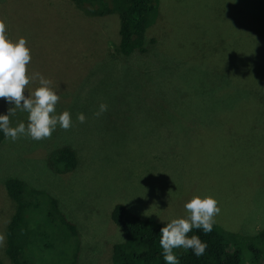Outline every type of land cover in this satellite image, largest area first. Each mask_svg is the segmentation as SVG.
<instances>
[{
    "label": "rangeland",
    "instance_id": "rangeland-1",
    "mask_svg": "<svg viewBox=\"0 0 264 264\" xmlns=\"http://www.w3.org/2000/svg\"><path fill=\"white\" fill-rule=\"evenodd\" d=\"M156 17L146 50L123 56L115 13L87 15L70 0H0L6 35L28 42L29 74L52 81L56 114L72 119L49 139L0 142V234L15 207L3 186L9 177L57 199L77 228V264H111L122 240L109 217L117 202L163 222L187 216L193 196L211 195L229 250L262 227L264 0H159ZM101 102L108 109L97 117ZM10 107L0 98V115ZM27 116L18 109L11 125ZM62 145L77 163L57 173L47 158ZM4 245L0 261L9 264Z\"/></svg>",
    "mask_w": 264,
    "mask_h": 264
},
{
    "label": "trees",
    "instance_id": "trees-1",
    "mask_svg": "<svg viewBox=\"0 0 264 264\" xmlns=\"http://www.w3.org/2000/svg\"><path fill=\"white\" fill-rule=\"evenodd\" d=\"M70 1L87 15H117V53L127 56L146 50L145 34L157 19L159 0ZM149 42L154 43L155 39ZM4 137L0 130V142ZM47 161L54 172L65 173L75 168L77 158L70 146L62 145L49 153ZM3 186L15 206L4 230L3 253L8 263L77 264L80 247L77 228L61 211L57 199L45 189L17 177L5 179ZM109 217L122 236L121 241L111 246V264H166L159 240L160 229L170 220L158 222L142 218L119 202L111 206ZM193 234L207 244V249L200 257L191 249L187 252L174 249L180 264H264V224L255 234L245 236L244 242L237 243L241 245L239 249H227L224 236L228 234L216 224L208 234L202 229H193L188 235ZM242 246L249 258L242 256ZM0 264L3 263L0 261Z\"/></svg>",
    "mask_w": 264,
    "mask_h": 264
},
{
    "label": "clouds",
    "instance_id": "clouds-1",
    "mask_svg": "<svg viewBox=\"0 0 264 264\" xmlns=\"http://www.w3.org/2000/svg\"><path fill=\"white\" fill-rule=\"evenodd\" d=\"M27 43L24 37L15 41L10 39L6 35V23L0 19V98L14 104L6 115H0V130L6 139L12 141L21 136L36 141L49 139L58 125L65 131L72 126L69 111L64 110L56 114L55 106L59 103L60 96L52 88V81L39 72L29 74L27 66L31 62V52ZM33 81H38V86L29 92L28 85ZM25 89L28 95H25ZM18 109L28 114L27 124L19 122L13 127L10 117L15 116ZM107 109L108 105L101 102L94 115L99 117ZM77 120L84 123L86 117L83 113H77ZM184 208L187 210V216L173 218L160 229L159 244L166 264H180L174 249H183L185 252L191 249L197 257L202 256L207 244L198 235L188 234L193 229H202L205 234L210 233L216 223L215 217L221 211L218 201L211 195L193 196L184 204ZM4 239L0 234V245Z\"/></svg>",
    "mask_w": 264,
    "mask_h": 264
}]
</instances>
